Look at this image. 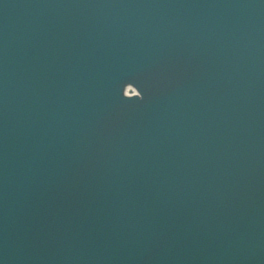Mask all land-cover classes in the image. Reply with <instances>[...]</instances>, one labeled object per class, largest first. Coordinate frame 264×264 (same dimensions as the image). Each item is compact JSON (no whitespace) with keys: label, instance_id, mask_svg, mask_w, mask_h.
<instances>
[{"label":"water","instance_id":"water-1","mask_svg":"<svg viewBox=\"0 0 264 264\" xmlns=\"http://www.w3.org/2000/svg\"><path fill=\"white\" fill-rule=\"evenodd\" d=\"M0 264H264V0H0Z\"/></svg>","mask_w":264,"mask_h":264}]
</instances>
